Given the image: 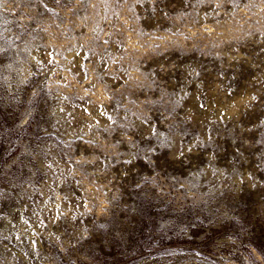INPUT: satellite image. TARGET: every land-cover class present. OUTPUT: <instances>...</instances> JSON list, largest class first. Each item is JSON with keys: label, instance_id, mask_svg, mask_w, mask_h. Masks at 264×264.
I'll list each match as a JSON object with an SVG mask.
<instances>
[{"label": "rangeland", "instance_id": "rangeland-1", "mask_svg": "<svg viewBox=\"0 0 264 264\" xmlns=\"http://www.w3.org/2000/svg\"><path fill=\"white\" fill-rule=\"evenodd\" d=\"M0 264H264V0H0Z\"/></svg>", "mask_w": 264, "mask_h": 264}]
</instances>
